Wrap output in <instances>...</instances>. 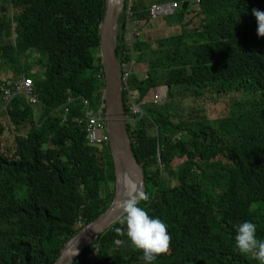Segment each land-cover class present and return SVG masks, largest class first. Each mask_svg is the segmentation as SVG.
Returning <instances> with one entry per match:
<instances>
[{"label":"trees","instance_id":"1","mask_svg":"<svg viewBox=\"0 0 264 264\" xmlns=\"http://www.w3.org/2000/svg\"><path fill=\"white\" fill-rule=\"evenodd\" d=\"M146 1L126 0L119 19L120 64L146 63L152 53L137 43L132 56L125 43L131 22L150 21L153 5ZM200 2L196 12L189 8L175 16L180 35L156 42L165 58L148 61L146 77L133 79L144 112L128 123L146 176L148 199L140 206L161 219L170 236L167 251L152 264H257L234 247L232 225L251 221L264 238V37L256 35L251 14L264 11V0ZM104 15L105 0H0V99L4 85L26 77L34 81L41 106L38 121L22 96L7 113L1 108L13 141L5 143L9 128L0 120V264H55L65 245L113 203L110 149L89 145L82 123V100L96 111L103 104ZM161 87L169 88L166 103H147ZM233 90L253 96L212 120L208 106ZM180 94L193 103L177 100ZM71 99L76 102L66 116ZM124 103L130 120L126 94ZM176 160L182 163L177 168ZM118 227L74 264H144Z\"/></svg>","mask_w":264,"mask_h":264},{"label":"clouds","instance_id":"2","mask_svg":"<svg viewBox=\"0 0 264 264\" xmlns=\"http://www.w3.org/2000/svg\"><path fill=\"white\" fill-rule=\"evenodd\" d=\"M184 3H189L190 4V7H189L190 10H192L194 12H196L200 8V5H201L200 0H195V2H191L189 0V1L183 2L182 4L177 3V2L176 3H170V4H177L178 5V9L173 15L164 16V17L158 18L156 20H153L150 16L149 20L155 22V21H158V20H161L164 18H175V16L178 15V12L180 10H182ZM170 4H166V5H170ZM166 5H153L152 7H154V6L164 7ZM151 8H150V10H151ZM149 14H150V11H149ZM251 14H252V16L255 20V24H256V35L258 37H264V11L253 9ZM187 19H188V17L186 18V20ZM134 24H137V23H134ZM129 26H130V24H129ZM129 26L126 28L128 34H126L125 43L127 45V50L133 56L134 47L138 43L137 40L139 38V33L137 32V30H133L132 26L130 28H129ZM123 29H124V27H123ZM118 35H119V28H118ZM138 41H140V40H138ZM134 64L135 63L132 62V60L129 63H123V64L119 63V65H121V71H122V77H121L122 78V92H123V95L126 94L128 96L131 108H132V103L138 105L137 101L139 100L138 99V92L133 89V79H134L135 69H136V65H134ZM125 65H129L131 67V70H132V78L130 80V92H126L124 89L123 79H124V75H125V72H124V66ZM103 71H104V69H103ZM34 73H36V72L34 71ZM104 79H105V74H104ZM20 80H22V81L19 82L18 84H16L15 82L19 81V80H16L15 82L7 83L6 85H4L1 88V104H2L3 110L7 113V110H8V108H10L15 97L22 96L25 100V103L28 106H30L31 108H33L34 113L36 111L39 114H41V106H40V102L38 100L39 98L34 91V87H35L34 81L32 79H29L26 77L21 78ZM27 80L32 81V83H33V88H32L33 96H34L33 98H35L37 100V104L36 105L31 104L28 101V99L26 98V96L24 95L25 93L22 92V93H16L14 98L12 99L11 103L6 107L4 105V100H3V90L11 88V87L19 86L23 81H27ZM168 93H169L168 87H161V88L157 89L153 95L151 103L164 105L166 103V101L168 100ZM157 97H160V100H157ZM75 102L76 101L73 99L68 101V103L64 109L66 116L68 115V111H69L68 107H70ZM82 107H83V112H84V116H83L84 119H83L82 123H85V132H86V127H87V121H86L87 109L89 108L90 111L94 112L95 114H99V113L102 114L103 119L106 122V132H107V135L109 137L108 127H107L108 120H107V114H106L105 93H104L103 104H102V107L99 111H96L95 109H93V105L86 99L82 100ZM142 112H143V109H142ZM143 116H144V112H143ZM143 116L140 118H143ZM131 118L132 119L128 120V123H134L135 124L138 117H134L131 114ZM86 140H87V133H86ZM87 143H88V141H87ZM89 145H91V144H89ZM109 145H110V138H109V142L107 144L103 145L101 148L106 147V146L109 147ZM91 146H93V145H91ZM93 147H98V146H93ZM159 158H160V156H159ZM132 191H133V195H131L127 198H124L117 205L119 212H120L119 223L123 227L122 228L118 227L116 229V232L125 235L126 236V242L131 247H133L134 249L138 250L141 253V259L144 261V264H152V262L160 254L165 253L168 249L170 236H169L168 231H167V225L161 219H159L157 217L150 216L148 211H146L145 208L140 206L141 201H145L148 199V196L146 194H144L142 192L141 193L136 192L134 185L132 186ZM232 228H233V233H234L232 239H233L234 247L236 248V250L241 254L251 255L254 258V260L257 261V264H264V238H258L257 237V234H256L257 225L251 221L245 220V221L237 222V223L233 224ZM96 242H94L93 244H95Z\"/></svg>","mask_w":264,"mask_h":264},{"label":"water","instance_id":"3","mask_svg":"<svg viewBox=\"0 0 264 264\" xmlns=\"http://www.w3.org/2000/svg\"><path fill=\"white\" fill-rule=\"evenodd\" d=\"M125 5L126 0H105V15L99 27V57L105 74L107 127L114 165L115 197L110 208L101 217L65 245L55 264H74L100 236L119 222L120 212L117 205L127 198L126 191H132L133 185L136 192L146 194L143 165L136 159L129 135L122 92V71L117 60L118 23ZM189 7V3H184L182 10L187 11ZM119 9H122L121 13Z\"/></svg>","mask_w":264,"mask_h":264},{"label":"rangeland","instance_id":"4","mask_svg":"<svg viewBox=\"0 0 264 264\" xmlns=\"http://www.w3.org/2000/svg\"><path fill=\"white\" fill-rule=\"evenodd\" d=\"M157 1L158 0H147L146 3L148 6H152L154 4H158ZM167 1H169V0H167ZM190 1L195 2V0H190ZM127 16L129 17V15H127ZM191 17L192 16H188L187 21L191 20L194 16L192 18ZM119 19H120V17H119ZM173 20H174V18H164V19H161V20H158L155 22L154 21H147V22H144L143 25H141V31L137 30V32L139 33L138 40H140V41L137 40V42L140 44H146V45L150 46L152 49V53H148L146 56L147 62L150 60H157V59L163 60L165 58V52L160 51L156 46L157 41L166 40L168 38L175 37V36H178L181 34V29H180L178 22L175 20V23H174V22H172ZM133 24H134V22H131L129 28ZM118 28H120L119 23H118ZM147 62L146 63H140V64L135 63L136 69H135L134 78L137 77L140 80H143L146 77L147 73L149 72V67L147 65ZM28 68H31L32 70L34 69V67H32L31 65H29ZM38 71H39V69H38V67H36L35 72H38ZM21 81L22 80H19V81H16L15 83L18 84ZM153 95L150 97V99L147 101V103L152 102ZM252 96H253V93L251 91L245 92L243 90H233L230 94L223 97L222 100H217V99L215 100L214 99L216 104H210L208 106V110L210 112L211 119L212 120H219L222 117H226L227 115H230L232 110H233V106H234L235 102L244 100V99H246L248 97H252ZM177 100H183L185 102V105H191L193 103V99H191V98L185 99L184 95H181V94L178 96ZM1 108H2V104H1V99H0V112H1ZM35 115H36V120L38 121L40 118V114L35 111ZM0 120L5 126H8V128H9V137L10 138L7 139V137L5 136L4 141H5V143L10 144L11 141H13V133L10 129L9 124H8V122H9L8 118L4 115H0ZM156 134H157V131H153V135H156ZM20 157H21V159L24 160L26 158V153L21 152ZM180 164H182V163L179 162L178 160H176L174 163V167L177 168V166H179ZM92 264H95V262L92 261Z\"/></svg>","mask_w":264,"mask_h":264},{"label":"built area","instance_id":"5","mask_svg":"<svg viewBox=\"0 0 264 264\" xmlns=\"http://www.w3.org/2000/svg\"><path fill=\"white\" fill-rule=\"evenodd\" d=\"M178 9L177 4H170L166 5L164 7L161 6H154L150 10V16L153 20H156L158 18L164 17V16H170L173 15ZM124 89L126 92H130V80L132 78V70L129 65L124 66ZM33 83L32 81H23L19 86L11 87L8 89L3 90V100L4 105L7 107L12 99L14 98L16 93H22L24 92L26 98L28 101L36 105L37 100L33 98ZM157 100H160V97H157ZM88 106V105H87ZM131 114L134 117H142L143 112L140 105H136L132 103L131 108ZM87 127H86V133H87V141L89 144L93 146L102 147L103 145L107 144L109 142V137L106 132V122L103 119V116L101 113L95 114L94 112H91L90 109H87Z\"/></svg>","mask_w":264,"mask_h":264},{"label":"crops","instance_id":"6","mask_svg":"<svg viewBox=\"0 0 264 264\" xmlns=\"http://www.w3.org/2000/svg\"><path fill=\"white\" fill-rule=\"evenodd\" d=\"M141 25H143V24L142 23L134 24L132 26V29L141 31Z\"/></svg>","mask_w":264,"mask_h":264},{"label":"bare ground","instance_id":"7","mask_svg":"<svg viewBox=\"0 0 264 264\" xmlns=\"http://www.w3.org/2000/svg\"><path fill=\"white\" fill-rule=\"evenodd\" d=\"M121 10H122V9H119V13H121ZM125 46H126V45H125ZM125 49H126V48H125ZM93 106H94V105H93ZM94 108H95V107H94ZM145 178H146V176H145ZM145 181H146V180H145ZM146 191H147V190H146ZM131 193H132L131 190H127V191H126V196L129 197V196L131 195Z\"/></svg>","mask_w":264,"mask_h":264}]
</instances>
